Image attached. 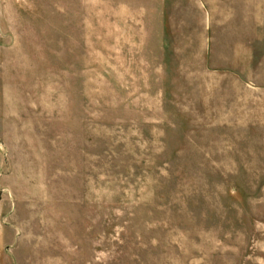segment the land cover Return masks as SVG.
I'll return each instance as SVG.
<instances>
[{
    "label": "rangeland",
    "instance_id": "obj_1",
    "mask_svg": "<svg viewBox=\"0 0 264 264\" xmlns=\"http://www.w3.org/2000/svg\"><path fill=\"white\" fill-rule=\"evenodd\" d=\"M0 264H264V0H0Z\"/></svg>",
    "mask_w": 264,
    "mask_h": 264
},
{
    "label": "crops",
    "instance_id": "obj_2",
    "mask_svg": "<svg viewBox=\"0 0 264 264\" xmlns=\"http://www.w3.org/2000/svg\"><path fill=\"white\" fill-rule=\"evenodd\" d=\"M1 237V236H0Z\"/></svg>",
    "mask_w": 264,
    "mask_h": 264
}]
</instances>
